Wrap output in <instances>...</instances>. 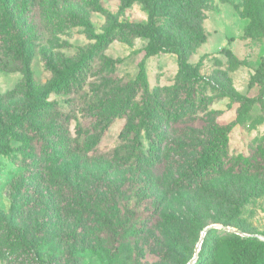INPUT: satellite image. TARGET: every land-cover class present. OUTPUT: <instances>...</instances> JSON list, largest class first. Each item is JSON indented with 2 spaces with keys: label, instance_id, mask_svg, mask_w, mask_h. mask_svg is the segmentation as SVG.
Instances as JSON below:
<instances>
[{
  "label": "rangeland",
  "instance_id": "374dc122",
  "mask_svg": "<svg viewBox=\"0 0 264 264\" xmlns=\"http://www.w3.org/2000/svg\"><path fill=\"white\" fill-rule=\"evenodd\" d=\"M200 2L204 41L180 49L176 37L183 33H173V44L157 42L151 55L144 50L147 39L133 37L136 24L150 16L145 0H46L37 20L52 28L37 34V46L25 45L35 34L22 29V20L13 26L0 17V141L6 143L0 153V264H25L21 254L7 252L9 225L27 230L42 264H186L192 258L199 264L200 254L216 246L225 260L230 238L264 241V186L228 163L197 182L181 178L214 124L230 125L226 161L253 154L264 141V28L245 33L254 2ZM257 16L264 26V6ZM107 31L118 37L93 67L102 71L96 84L112 77L128 84L142 64L152 119L163 125L152 137L153 158L148 136L140 133L137 164L116 154L129 143L123 116L106 126L96 144L102 156L93 159L64 155L49 143L41 150L40 141L27 140L38 128L30 123L29 134L23 131V92L30 93L25 79L36 88L34 98L55 78L54 66L76 60L95 43L94 35ZM123 87L127 94L130 88ZM48 100L65 104L54 92ZM111 217L122 230L117 250L103 224Z\"/></svg>",
  "mask_w": 264,
  "mask_h": 264
},
{
  "label": "trees",
  "instance_id": "16d2710c",
  "mask_svg": "<svg viewBox=\"0 0 264 264\" xmlns=\"http://www.w3.org/2000/svg\"><path fill=\"white\" fill-rule=\"evenodd\" d=\"M200 1L145 0L150 16L147 21L136 24L133 37L147 39L144 50L146 54L151 55L158 51L157 42L162 45H171L174 39L173 33L181 32L183 34L176 37L178 43L175 45L180 49H190L205 39L198 26L201 20ZM253 2L254 11L247 15L250 22L246 27V34L264 28L257 16L264 2L260 3V0H253ZM45 3L46 0H0V17L13 26L22 20L24 24L22 29L26 26L31 35L35 34L25 45L33 43L37 46L38 42L35 38L37 34L44 37L45 33L52 28L49 22L40 24L37 20V11L45 6ZM29 33L26 35L29 36ZM93 37L95 43L76 60L53 67L55 78L48 87L37 94L39 96L37 99H35L37 95L33 98L34 93H37L36 88L31 86L30 79H25L24 83L28 88L30 87V93L26 90L23 92L27 104L22 113L24 121H27L23 123L25 127L23 131L29 134L27 126L30 123L38 128L35 133L28 136L27 140L31 142L34 138L35 144L40 141L41 150L46 143H49L67 156L98 158L102 155L97 154L96 144L103 131L112 118L123 116L126 123L122 134L128 138L129 143L123 154L119 150L116 153L115 149L113 153L119 155L125 163L137 164L143 157L139 138L140 133L143 132L148 136L152 151L150 157L153 158L157 140L152 137L162 132L163 125L154 123L152 119L154 103L147 86L143 65H139L134 81L130 82L131 86H129L130 83L128 85L126 81L119 82L121 80L114 77L110 78L112 80L109 82L96 84V77L99 78L102 71H94L93 67H97L104 49L118 35L117 32L107 31ZM123 86L130 88L127 94ZM104 87L112 90L110 94L100 93V89ZM52 92L64 95L65 104L50 102L48 98ZM229 131L228 124H214L205 147L191 160L181 178L197 182L209 177L223 166L228 168V163L237 173H244V176L254 179L259 186H264V141L258 144L253 154L245 157L241 155L226 161ZM5 144L0 141V153L4 152ZM125 156L128 157L125 158ZM129 157L132 158L131 161L126 162ZM103 224L112 236L113 249L117 250L121 245L122 230L119 224L112 217L104 219ZM9 232L5 242L10 255L21 254L25 264H42L36 260L26 229L18 225H9ZM209 252L200 254L199 264L205 263L207 258H209L207 264H264V241H258L253 237L228 239L224 244V253L227 256L225 260L219 258V246Z\"/></svg>",
  "mask_w": 264,
  "mask_h": 264
},
{
  "label": "water",
  "instance_id": "95a60500",
  "mask_svg": "<svg viewBox=\"0 0 264 264\" xmlns=\"http://www.w3.org/2000/svg\"><path fill=\"white\" fill-rule=\"evenodd\" d=\"M212 226H214V225H209V226H207L206 229L202 232V236L206 233V230L209 229V228H211ZM201 238H202V237H201ZM199 244H200V242H199ZM197 249H198V247L196 248V250H197ZM193 261H194V259L192 258V259L189 260L186 264H192Z\"/></svg>",
  "mask_w": 264,
  "mask_h": 264
}]
</instances>
